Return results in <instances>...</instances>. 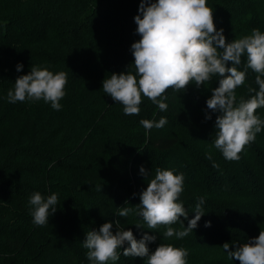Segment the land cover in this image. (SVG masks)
Here are the masks:
<instances>
[{"label": "trees", "instance_id": "obj_1", "mask_svg": "<svg viewBox=\"0 0 264 264\" xmlns=\"http://www.w3.org/2000/svg\"><path fill=\"white\" fill-rule=\"evenodd\" d=\"M139 3L0 0V264H92L82 246L85 235L117 220L137 240L143 233L155 235L147 245L150 252L162 243L186 249L187 264H239L222 245L234 250L264 230V128L238 160H225L211 148L218 113L207 110L206 100L221 77L199 88L191 84L184 92L167 89L166 111L142 96L139 115H124L123 106L104 93L102 81L112 73H134L130 46L140 39L133 20ZM206 6L226 43L254 28L264 33V0H206ZM246 61L242 56L237 69L243 71ZM32 66L67 74L61 110L43 100L6 101L15 79ZM255 75L247 70L236 89L238 100L254 95L249 86L258 90ZM255 114L264 120V108ZM161 117L167 119L163 128L146 132L140 124ZM209 148L211 160L206 159ZM141 166L148 176L140 174ZM156 169L183 174L177 202L188 219L204 199L205 214L183 239H164L163 225L155 230L135 226L143 223L135 214L139 194ZM33 192L58 195L56 211L44 226L32 222L28 199ZM122 207L133 212L127 218L115 215ZM180 220L187 227V220ZM170 226L182 230L179 221ZM111 230L115 234L114 223ZM122 250L109 264H145Z\"/></svg>", "mask_w": 264, "mask_h": 264}, {"label": "clouds", "instance_id": "obj_2", "mask_svg": "<svg viewBox=\"0 0 264 264\" xmlns=\"http://www.w3.org/2000/svg\"><path fill=\"white\" fill-rule=\"evenodd\" d=\"M133 20L135 33L140 37L130 46L134 73H112L109 79L102 81L104 93L123 106L126 116L139 115L142 96L160 111H166L168 97L164 94L167 89L184 92L191 84L199 88L218 75L221 77L219 86L211 90L212 95L206 100L207 110L218 113L216 137L211 148L219 150L225 160H238L239 153L254 142L264 128V120L255 114L257 109L264 108V33L254 28L250 35L226 43L223 29L215 27L213 10L206 6V0H140L138 14ZM245 55L247 61L244 70L240 71L236 66L241 64V57ZM229 63L231 66H227ZM22 68V64L16 65L17 72ZM248 69L256 74L258 90L249 86L248 92L254 95L238 100L236 89L244 84ZM66 84L65 72L53 73L47 68L32 66L28 74L15 79L14 89L8 91L6 101L32 103L43 100L59 111L62 107L60 101L66 95ZM211 118L206 111L205 120ZM166 123L165 117L158 121L140 120L146 132L163 128ZM211 148L206 152L209 160L212 159ZM212 166L218 167L216 163ZM139 171L142 175H149L142 166ZM183 182L182 173L156 169L154 178L139 194L135 214L143 223L135 226L155 230L163 225L166 227L164 239L173 236L183 239L192 233L205 214L201 209L204 199L199 198L194 217L188 219L183 204L177 202L183 191ZM57 204L56 193L45 198L40 192H33L28 199L33 224H48ZM130 212H133L132 207H122L115 215L127 218ZM180 217L187 220V227ZM177 221L182 230L170 226ZM113 223L117 228L115 234L111 230ZM119 225L118 220L105 222L98 230L93 229L85 235L82 246L88 250L86 255L92 264L119 260L118 249H123L125 257L144 258L145 264H187L189 253L186 249L160 243L150 252L147 245L157 239L155 235L143 233L137 240L130 229H121ZM209 226L210 222H205V227ZM125 244L128 246L124 247ZM222 248L229 259L238 260L239 264H264V230L247 243L235 246L234 250H230L229 243H224Z\"/></svg>", "mask_w": 264, "mask_h": 264}]
</instances>
